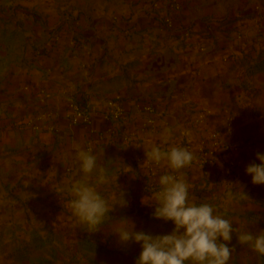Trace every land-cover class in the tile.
I'll return each instance as SVG.
<instances>
[{"label": "rangeland", "instance_id": "1", "mask_svg": "<svg viewBox=\"0 0 264 264\" xmlns=\"http://www.w3.org/2000/svg\"><path fill=\"white\" fill-rule=\"evenodd\" d=\"M208 1L205 6L203 0H0V264H136L141 245L122 242L113 232L122 219L153 236L173 231V222L154 218L134 165L124 161L125 152L117 144L92 152L110 178L97 189L110 206L113 194L122 192L126 206L114 205L97 231L82 224L68 207L72 184L84 178L79 162L68 158L70 134L34 133L26 126L27 118L52 109L45 92L29 85L21 90L36 102L24 114L10 117V76L22 64L47 57L51 66L60 60L65 72H75L68 64L75 61L88 76L104 67L128 77L142 74V80L152 79L151 90L170 93L176 83L172 72L181 66V52L173 56L170 42L178 41L179 47L188 42L196 33L190 24L199 20L207 27L229 26L244 18L248 6V0ZM140 15L154 27L134 26ZM106 21L112 26L104 27ZM19 129L30 133L24 146L19 143L23 138L8 136ZM41 134L50 136L42 140ZM95 180L94 172L89 182ZM200 181L189 179L194 185L190 202L213 205L235 229L229 242L217 240L233 249L229 264H264V256L237 238L247 231L264 232V203L255 197L229 200L217 184L200 188ZM248 204L253 210H246Z\"/></svg>", "mask_w": 264, "mask_h": 264}, {"label": "crops", "instance_id": "2", "mask_svg": "<svg viewBox=\"0 0 264 264\" xmlns=\"http://www.w3.org/2000/svg\"><path fill=\"white\" fill-rule=\"evenodd\" d=\"M207 2L209 1L203 0L205 6ZM247 2L248 6L241 14L245 15L244 18L224 26L226 28L207 27L200 20L192 25L186 20L185 25L193 26L196 33L180 47L178 41L170 42V47L174 50L173 56L181 52L180 56H177L181 60V66L172 72L171 80H176V83L169 89L170 93L151 90L152 79L147 77L145 78L147 80H142L144 79L142 74H139L141 78L128 77L117 74L114 70H106L108 67H104L103 70L98 69L88 76L87 72L79 67L78 62L69 61L68 64L74 65L76 70L65 72L60 60H54L51 66L49 58L39 57L28 64H22L21 69L12 72L11 95L14 97L11 106L8 105L10 109L8 113L10 117H17L27 112L29 105L36 102L29 101L30 96H25L24 91L21 90L24 85L31 86L33 90L44 91L49 98L47 103L52 105V108L60 107L61 110L64 108L62 93L68 84L76 87L78 96L85 103L97 109L102 108L104 98L121 94L129 114L127 129L130 132L137 131L142 136L144 141L139 149L145 150L146 141L151 140L155 143L158 136H161V134H150L142 128L146 117L142 108L146 103H152L158 109L169 112L167 119L173 135L176 134L184 110L189 107L205 109L209 114L208 127L213 130L219 127L221 116L229 112L236 120L231 140L239 144L248 143L238 154V160L240 174L246 176V184L253 193L241 198L254 201L255 197L256 201L263 204L264 184H253L251 175L246 173V167L252 163L259 164L257 154H264V66L258 67L259 64H264V25L257 23L251 9L258 2L264 10V0ZM209 6L208 4L207 7ZM208 14L209 12H204L203 16ZM138 17L134 26L140 29L154 27L147 18L141 15ZM105 26L110 27L112 24L106 21ZM84 33L88 35V32ZM60 124L58 135L64 132L70 134L71 150L68 158L75 161L74 145H80L86 150L85 131L79 127L68 126L65 121ZM158 124L162 128L160 121ZM95 125L97 128L101 127L98 115L95 117ZM9 135L13 136V141L14 137L23 138L19 143L24 146L28 142L24 141L28 140L30 133L19 129L10 131ZM39 136L43 140V137L46 138L50 134ZM117 145L125 152L124 161L133 165L134 150L131 148L127 150L121 144ZM134 173L137 178L136 170ZM237 188L243 189V184L238 183ZM253 206L246 205V210H253Z\"/></svg>", "mask_w": 264, "mask_h": 264}, {"label": "clouds", "instance_id": "3", "mask_svg": "<svg viewBox=\"0 0 264 264\" xmlns=\"http://www.w3.org/2000/svg\"><path fill=\"white\" fill-rule=\"evenodd\" d=\"M170 136L171 129H165L161 135V144L148 140L144 149L145 162L166 165L172 173H178L159 176L160 187L152 201L157 205L154 218L173 222V231L153 236L135 231L134 223L122 219L123 223L116 226L113 232L119 234L122 242L133 241L141 245L142 251L136 264H229L233 249L226 243H217V240H231L235 230L232 222L217 213L209 203L190 202V185L182 170L192 164L195 155L184 147L171 146L165 149L163 145L168 143ZM74 149L84 178L72 184L69 191L73 199L69 201L68 207L82 224H86L91 231H97L113 206H126V201L122 192L119 195L113 194L110 206L97 189L98 185L110 183L107 170L98 167L97 156L92 154L91 149L84 150L80 145H74ZM257 159L260 163L249 164L246 173L251 175L253 184L259 185L264 184V154L258 153ZM94 172L95 184L89 182ZM225 184L232 186L227 193L230 199L234 186L227 182ZM237 238L240 244L249 245L254 253L264 256V232L253 235L247 231Z\"/></svg>", "mask_w": 264, "mask_h": 264}, {"label": "built area", "instance_id": "4", "mask_svg": "<svg viewBox=\"0 0 264 264\" xmlns=\"http://www.w3.org/2000/svg\"><path fill=\"white\" fill-rule=\"evenodd\" d=\"M254 18L258 24L264 25V10L260 3H255L252 8ZM169 27L172 23L167 20ZM64 108L45 109L35 116L26 119V126L34 133H54L59 131L61 122L65 121L68 126L79 127L85 131V149L95 151L100 146H113L121 144L127 150H134L132 163L139 180V188L147 199L148 206L154 211L157 206L154 202V193L159 190V176L172 173L166 165H156L145 162V150L139 149L144 141L137 131L130 132L127 129L129 114L125 108L123 96L114 94L102 100V108L85 103L79 96L76 87L68 84L62 93ZM146 117L143 120L142 128L150 134L164 133L165 129H170L168 121L169 112L165 109H158L152 103H146L143 108ZM100 117L101 127L95 125V117ZM208 112L198 107H189L184 110L176 134H171L165 149L171 146L184 147L192 151L195 159L192 164L183 169L185 178L190 185L189 192L193 190L189 179H199L201 187L206 183L217 184L229 199L227 193L231 185L233 194L229 200L236 197L252 195V189L247 185V178L240 174V162L238 154L248 145L247 142L239 144L231 140L234 132L235 117L229 113H224L220 118L219 127L210 129L208 127ZM161 122L162 128L158 122ZM155 144H161V136H158ZM145 162V163H144ZM214 169V172H213ZM71 169L67 171L70 172ZM177 174L178 173H172ZM238 183L246 186L239 190ZM243 194H242V192Z\"/></svg>", "mask_w": 264, "mask_h": 264}, {"label": "trees", "instance_id": "5", "mask_svg": "<svg viewBox=\"0 0 264 264\" xmlns=\"http://www.w3.org/2000/svg\"><path fill=\"white\" fill-rule=\"evenodd\" d=\"M263 66H264V64L261 63V64H259L258 67H259V68H262ZM240 198H241V197H240Z\"/></svg>", "mask_w": 264, "mask_h": 264}]
</instances>
